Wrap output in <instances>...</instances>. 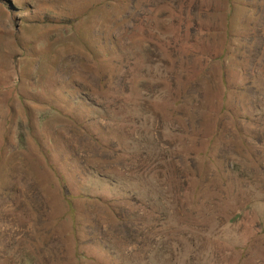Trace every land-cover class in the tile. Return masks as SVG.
<instances>
[{
	"label": "rangeland",
	"instance_id": "rangeland-1",
	"mask_svg": "<svg viewBox=\"0 0 264 264\" xmlns=\"http://www.w3.org/2000/svg\"><path fill=\"white\" fill-rule=\"evenodd\" d=\"M101 1L0 0V264H264V0L228 93L224 0Z\"/></svg>",
	"mask_w": 264,
	"mask_h": 264
},
{
	"label": "trees",
	"instance_id": "trees-1",
	"mask_svg": "<svg viewBox=\"0 0 264 264\" xmlns=\"http://www.w3.org/2000/svg\"><path fill=\"white\" fill-rule=\"evenodd\" d=\"M107 9H119L121 14L126 19H130L134 14V1L133 0H102L99 3V6H103ZM132 7V8H131ZM261 7L257 6V4L251 3V0H224L223 8L219 10L221 14L224 15V21L220 26L210 27L206 26L203 21L197 18L193 20L192 23L182 22L179 26V32L181 34L188 35H196L199 39H203L207 35H221L224 40V46L221 50V54H217L215 52H211L210 54H204L199 51H195L194 54L198 55L201 58V62L214 65L216 62H221L220 67H202L201 72L199 73L197 80L200 82L209 75V73L215 68L219 70L218 81L222 83L224 91L228 93V90L237 91H246L247 88H251V79L248 76H245V69L242 67L237 69H231L229 67H225V59L224 57H232L237 62H245L246 58L243 59L244 53L246 54L247 47V38L255 40L258 33L255 31L254 27L256 26V21L260 16ZM187 12L183 11L181 16H184ZM192 13L200 14L202 17L204 14L214 13L213 7H206L199 4L196 7V4L193 7ZM241 14V15H238ZM245 13H251L249 19H245L242 17ZM253 19H251V16ZM251 20V21H250ZM188 32V33H187ZM203 35V36H202ZM111 72V71H110ZM104 73L103 77L105 80L112 79L114 73ZM256 78V77H255ZM243 83V84H242ZM201 102V101H199ZM199 106L201 103H198ZM225 110V109H224ZM233 110V108H231ZM228 110L229 112H232ZM86 202L94 204V203H104V200L98 197H93L89 194L80 195ZM72 197L68 198V204L70 207V211L73 213L75 211V204L72 201ZM107 205L109 204L108 202ZM110 205L109 207H111Z\"/></svg>",
	"mask_w": 264,
	"mask_h": 264
}]
</instances>
